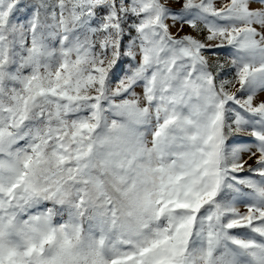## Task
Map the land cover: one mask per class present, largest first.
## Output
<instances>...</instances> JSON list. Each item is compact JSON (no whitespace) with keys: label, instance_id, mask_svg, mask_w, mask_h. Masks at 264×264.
I'll use <instances>...</instances> for the list:
<instances>
[{"label":"snow or ice","instance_id":"6c2138e0","mask_svg":"<svg viewBox=\"0 0 264 264\" xmlns=\"http://www.w3.org/2000/svg\"><path fill=\"white\" fill-rule=\"evenodd\" d=\"M0 264H264V0H0Z\"/></svg>","mask_w":264,"mask_h":264}]
</instances>
